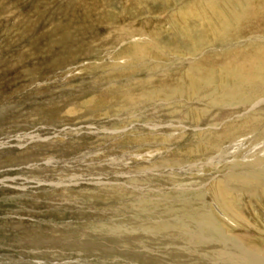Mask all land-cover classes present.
<instances>
[{
    "label": "rangeland",
    "instance_id": "374dc122",
    "mask_svg": "<svg viewBox=\"0 0 264 264\" xmlns=\"http://www.w3.org/2000/svg\"><path fill=\"white\" fill-rule=\"evenodd\" d=\"M141 1L0 0V264H207L210 237L227 238L206 211L214 209L210 178L264 155V116L249 119L262 113L260 99L239 90L218 106L206 99L212 93L183 101L181 83L166 82L237 52L248 34L225 30L207 41L184 17L197 0ZM136 43L141 52L120 62L117 52ZM111 93L134 100L98 112ZM194 107L216 118L181 117ZM232 123L236 130L221 135ZM205 135L215 143L197 148ZM234 195L233 205L247 198L244 189ZM178 206L197 218L169 216ZM160 221L166 228L154 232ZM206 222L217 231L186 237ZM238 251L245 264L259 262Z\"/></svg>",
    "mask_w": 264,
    "mask_h": 264
},
{
    "label": "bare ground",
    "instance_id": "6f19581e",
    "mask_svg": "<svg viewBox=\"0 0 264 264\" xmlns=\"http://www.w3.org/2000/svg\"><path fill=\"white\" fill-rule=\"evenodd\" d=\"M132 1H137V4H141L142 2L141 0ZM221 9H223V12H221ZM259 12L264 13V0H197V2H194L191 6L188 7V11L185 12L186 14L184 13V17L192 18L196 25L199 26L202 30L201 33L205 37H207V41L211 40L212 37L218 38L222 36L221 34L224 35L225 30H230L231 32H233V35L248 34V36L245 41L241 42L243 44V48L239 49L237 52H233L230 55H224L225 58L223 60L217 59L216 61H214V63L204 62V64L199 65L197 70L187 72L181 77L180 74L182 73H177L175 74L176 76H174L172 79L168 78L170 80L167 79L168 81L166 83L170 84L171 88H179V83H181L183 89L182 93H184V98H181L184 99L183 101L197 99L201 95L212 93L213 96L211 98L206 97V99L209 101L211 100V102L214 104L213 106H218V104L216 103L219 100L223 98L229 99L227 97V94H229V96H236L239 95L238 91L240 90L241 92H243V97H250V95L258 94V99H260V101H257L254 106L257 110H263L262 113L259 111L257 115L255 114L256 116L253 114V116L249 119L253 118V121H258V117L260 115L264 116V19L259 22L254 18ZM101 19L109 18L101 17ZM111 20L109 19V22H111ZM180 21H182L181 17ZM136 44L137 45L133 46L128 45L124 49L117 52V57L121 59L120 62L122 61V58L124 56H129V58H132V55L139 54L141 52L138 43ZM123 60H125V58H123ZM114 63L116 62L114 61ZM214 68L215 71H213ZM214 74H217L218 78L212 77ZM162 81L164 82V80ZM172 85L176 86L173 87ZM158 90L159 88L154 91V94ZM237 92L238 94H236ZM155 96L156 98L162 97V95L159 96L158 94H155ZM135 97L137 98V94L135 95ZM133 100V97L129 96L127 93H125L124 95L118 94L116 96L111 93L108 94L105 99L99 100L96 103V107L107 104V106H103L101 107V109H98V112L108 114L119 111L120 107L115 108L116 106H124V104H126L127 102L128 104H132ZM113 103H115V106L112 107L113 109L109 108L108 105L113 106ZM197 107H199V105ZM253 113H255V111ZM216 115L217 114L214 115L213 112L209 113V116H207L206 114L203 116L202 113L196 111V107H194L193 110L182 114L181 117L186 116L185 118H188L191 121L199 122L201 119H214L216 118ZM249 119L245 120L249 121ZM251 126L254 125L251 122H246L245 125L242 126V128L244 130H248L251 128ZM235 130L236 128L232 123L230 126L227 125V127L224 128L220 133L221 135H228L231 131L234 132ZM206 136L207 135H205V138L200 141V143L196 144L197 148L204 149L215 143V141L213 140L216 138L211 139V136ZM186 151V155L191 153L190 148H188ZM179 153L184 154L182 152ZM249 157V159H246V161H244L245 164H242L244 168L236 170L234 172H228L226 170L222 174H219L217 172L216 174L218 175L211 176V183L209 180L212 190L210 202L214 204L215 210L211 209V211H206L221 223V228H223L222 233L224 232L223 234L226 235L227 238L225 239V241L222 240L221 242L220 240H214L213 237L209 236L211 243L214 241L215 243L211 244V249L209 251L207 250L209 257H205L207 259H203L202 262H206L207 264L221 263L220 260L223 259L224 256L234 258V256L236 255L237 257L241 258L242 256L239 253L238 249L243 248L247 252L253 253V256L259 259V262H256V264H264V155H249ZM239 166L240 165L236 166L235 168ZM242 189H244V191L246 192L247 198L243 200L239 205H233V199L237 198V195L234 194H237V192L241 191ZM140 204L142 203L140 202ZM191 209L192 208L190 206H178L173 208L175 213H170L169 216L174 215L175 218L180 217L181 220L187 218L194 220L195 218H197V215L194 216V213L191 211ZM225 210H229L232 215L227 214ZM176 212L180 213L181 215H177ZM204 216L207 217L205 211ZM209 220L212 219L209 218ZM177 222L178 221H176V223ZM206 223L207 224L203 225L200 232L195 231V233H198V235L196 236H186L184 234L185 232H183L182 230V227L178 230H182V233L190 240L196 238L202 239V236L205 235L204 227L212 226L214 230L217 231V228L215 226L218 227V224L216 223V221L214 223L215 226L212 223ZM192 224H194V227L196 228L195 222ZM244 225L257 229V231H254L258 233L249 232L247 230L245 231L243 228ZM154 226V232L161 231L166 228V226H163L161 221L158 223L156 222ZM191 227L193 226L189 224V228H187L189 232L196 230L195 228L191 230ZM184 235L180 233L179 238L187 240ZM225 244L228 247H232V251L234 254L227 250L228 247L223 246ZM233 248L237 249V252L234 251ZM203 250H205V248ZM242 258L243 261H238V258H235L232 264H245L244 257ZM183 262L186 261H182L181 264ZM189 262L198 264L195 262V260ZM167 264L179 263L171 262Z\"/></svg>",
    "mask_w": 264,
    "mask_h": 264
}]
</instances>
